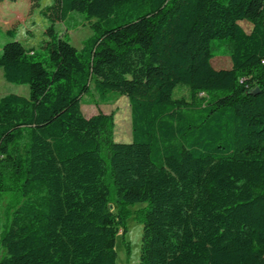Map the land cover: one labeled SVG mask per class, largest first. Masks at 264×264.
Segmentation results:
<instances>
[{
  "label": "trees",
  "instance_id": "16d2710c",
  "mask_svg": "<svg viewBox=\"0 0 264 264\" xmlns=\"http://www.w3.org/2000/svg\"><path fill=\"white\" fill-rule=\"evenodd\" d=\"M71 12L92 32L80 48L56 32ZM40 13L43 60L16 39L0 50L5 80L29 88L0 98V264H117L136 203L139 264H264V0H51ZM216 53L231 66L215 69ZM91 88L127 96L130 142L112 115L84 116Z\"/></svg>",
  "mask_w": 264,
  "mask_h": 264
},
{
  "label": "rangeland",
  "instance_id": "374dc122",
  "mask_svg": "<svg viewBox=\"0 0 264 264\" xmlns=\"http://www.w3.org/2000/svg\"><path fill=\"white\" fill-rule=\"evenodd\" d=\"M50 3L51 0H41L40 6L32 8L29 0H4L0 2V50L5 42L16 39L22 42L26 48H33L37 52L36 57L43 60L46 56V50L42 47L45 39L44 30L49 25V21L47 17L40 13V8ZM241 23L245 29L247 24H251L246 20ZM55 28L59 36L66 35L69 42L77 48H80L83 41L92 34L89 22L79 12L69 13L63 22L55 24ZM7 30H13L14 37L6 34ZM217 41V39L212 41L214 49ZM210 63L215 69L229 68L231 66L230 58L220 53H216ZM28 92L27 84L18 85L7 82L0 68V98L11 93L27 96ZM174 95L176 98L190 100L189 89L185 86H178L174 91ZM199 96H204V94L200 93ZM81 101V110L86 117L98 112L112 115L115 141H131L130 106L127 96L111 94V100L107 103H102L93 88H91L89 93L82 97ZM145 205L146 203H136L127 206L129 214L125 219L126 231L123 233L119 230L115 236L117 264H139L143 224L136 217L135 211ZM112 209L116 211L115 204H112ZM2 222L3 220H1L0 224ZM1 229L0 225V233ZM2 253L3 251L0 250V255Z\"/></svg>",
  "mask_w": 264,
  "mask_h": 264
},
{
  "label": "crops",
  "instance_id": "0c3cea01",
  "mask_svg": "<svg viewBox=\"0 0 264 264\" xmlns=\"http://www.w3.org/2000/svg\"><path fill=\"white\" fill-rule=\"evenodd\" d=\"M246 26H247V28H246L247 30H249L251 28L250 24H247Z\"/></svg>",
  "mask_w": 264,
  "mask_h": 264
},
{
  "label": "water",
  "instance_id": "95a60500",
  "mask_svg": "<svg viewBox=\"0 0 264 264\" xmlns=\"http://www.w3.org/2000/svg\"><path fill=\"white\" fill-rule=\"evenodd\" d=\"M257 92L256 90L254 91V93Z\"/></svg>",
  "mask_w": 264,
  "mask_h": 264
}]
</instances>
